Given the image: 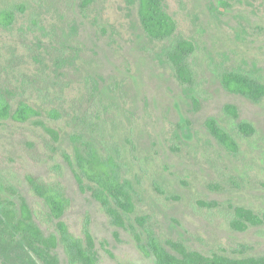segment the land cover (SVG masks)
I'll list each match as a JSON object with an SVG mask.
<instances>
[{"label":"rangeland","instance_id":"1","mask_svg":"<svg viewBox=\"0 0 264 264\" xmlns=\"http://www.w3.org/2000/svg\"><path fill=\"white\" fill-rule=\"evenodd\" d=\"M10 3L25 5L26 12L12 29L0 28V83L18 85L28 76L66 86L60 102L47 106L64 110L63 119L0 121V177L40 214L36 223L45 234L55 228L27 176L67 187L72 203L64 219L78 238L90 221L98 264H156L129 231L111 224L90 193L80 192L63 157L73 155L80 117L102 110L99 134L120 146L136 190L133 221L146 216L163 241L182 240L204 254L264 256V225L240 232L228 222L231 206L264 213V99L231 94L220 79L224 71L241 70L264 81V0H163L176 36L196 44L190 59L195 89L173 74L163 54L167 44L146 36L137 0H94L85 11L81 0H0ZM56 63L64 67L57 70ZM226 105L236 106L239 117ZM211 118L236 139L238 154L213 137L206 126ZM39 120L60 132L58 143ZM243 122L254 135L240 131ZM239 246L245 254L235 253ZM11 261L0 256V264Z\"/></svg>","mask_w":264,"mask_h":264},{"label":"trees","instance_id":"2","mask_svg":"<svg viewBox=\"0 0 264 264\" xmlns=\"http://www.w3.org/2000/svg\"><path fill=\"white\" fill-rule=\"evenodd\" d=\"M93 2L81 0L80 5L85 11ZM137 2L139 19L146 36L167 44L163 54L173 74L183 86L195 89L196 72L190 61L196 51L195 42L176 36L177 23L165 9L163 0ZM25 12L26 6L23 4H0V28L12 29L18 15ZM56 65L57 70L64 67L59 63ZM64 69H67L66 66ZM220 79L231 94L241 95L254 103L264 99V81L250 73L241 70L224 71ZM45 83L46 86L39 79L28 76L18 85L0 83V121L12 120L26 124L45 116L54 121L63 119L64 110L55 105L47 106L49 103L60 102L66 86L57 89L60 82L51 78ZM225 110L234 118L239 117L236 106L226 105ZM94 113L80 117L78 129L71 135L73 155L64 152L63 157L74 173L80 192L90 193L100 203L113 226L129 231L145 257L154 258L156 264H264V256L204 254L191 249L182 240L163 241L148 217H136L133 221L130 216L136 211V190L133 182L125 176L121 148L116 142L102 138L99 131L103 111L97 110ZM36 123L44 128L54 143L60 141L58 130L41 120ZM206 126L227 151L239 153L240 146L236 139L215 119H208ZM239 129L247 136L255 134V128L247 122L241 123ZM27 182L43 202L46 221L53 224L55 231L45 234L36 223L40 214L25 197L0 177V256L12 260L7 264H63L59 254L62 250L67 264H98L90 221L87 220L83 225L84 237L78 238L64 219L72 203L67 187L61 181H46L34 176H27ZM159 192L164 194L162 190ZM4 194L10 196V199H5ZM201 205L210 209L218 206L217 203L202 202ZM231 210L232 216L228 222L236 231L245 232L250 227L264 225V213L243 206H231ZM245 249L239 246L234 251L243 255Z\"/></svg>","mask_w":264,"mask_h":264}]
</instances>
